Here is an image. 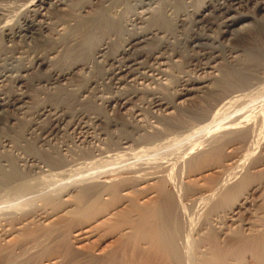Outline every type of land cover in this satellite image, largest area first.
Listing matches in <instances>:
<instances>
[{
  "label": "bare ground",
  "instance_id": "1",
  "mask_svg": "<svg viewBox=\"0 0 264 264\" xmlns=\"http://www.w3.org/2000/svg\"><path fill=\"white\" fill-rule=\"evenodd\" d=\"M21 1H24L19 4L23 9L19 12L16 5V10L19 13L15 11L14 17L12 15L11 17L10 14L14 12L15 7L11 8L13 10L11 13L5 6H0V39L2 41L3 38L8 41H13L15 38L29 39L46 47L34 54L25 65L17 66L19 72L16 73L13 70L14 75L1 74L0 76L5 77L4 80L10 78L8 80L16 81L14 84L20 90L11 91L9 89L5 94L2 93L3 91L0 92V204L3 205L0 207V243L1 246L5 244L2 250L3 248L11 249L7 250L9 251L7 254L3 252L6 254L3 256L8 257L16 250L14 253L16 257H13L16 258L17 264H264V199L261 200L262 204L256 211L257 213L250 212L251 206L257 201L258 197L256 196L263 193L262 197H264V147L260 146L263 151L260 149L262 152L260 153L258 149L259 154L256 156L257 146H255L258 144L257 139L260 140L264 135V124L261 120V117L264 116V107L260 109V112L258 111L254 122H250L249 113L248 115L244 114L238 119L234 118L235 122H232V119L228 126L226 124L227 128H224V125L223 128H212L213 130L209 133L198 137L196 143L188 146L189 150L186 146L187 149L184 148L186 151H176L177 153L167 157L161 156L160 158L158 156L159 159L155 157L158 159L156 161L151 160V157L150 162L146 157L144 163L138 161V165L130 164L129 166L131 157L137 154V160H139L143 157L145 149H148L144 147L143 151L140 147L141 152L138 148L140 144L144 143L146 146V144L154 145L155 143V150L159 148L161 142L165 147L167 143L171 146L172 142L175 143V137L185 136L186 132L201 126L200 124H212L219 114V110H222L227 104L243 99V96L260 86L264 87V63L259 60L253 62L242 53L243 44H254L255 41H251L252 38L246 39V41L242 40L243 44L240 46H234L228 42L235 39L236 33L251 30L250 27L243 25L237 31L234 26L248 17L253 19L254 11H264V0H200L199 6L197 5L196 9L191 10V16L188 15L189 10H187L189 0L188 3H185L187 5L185 9L176 14L174 27L170 30L151 23L155 8L159 7V10L164 11V8L160 6L163 0ZM153 1L157 2L156 6L149 9ZM131 3L134 8L136 6L147 7L140 16L130 13L132 15L123 19V31H127L128 34L121 40L120 48L117 51L110 52L111 40L105 39L98 44V48L92 55V61H84V63L74 61L67 68L53 66L55 62L51 55L58 53L59 45H65L67 41L65 37L69 32H66V29L70 25H77L80 35L81 32L88 35L84 41L87 43L91 34H96L98 30H104L108 19H116L113 21L115 23L116 17L119 18L122 10H125V5ZM186 17H191L188 22ZM213 27L216 29L215 31ZM60 30L63 34L59 32ZM111 31L108 29L106 32L110 34ZM255 33L264 35V28H260ZM226 34L232 37L229 36L224 44L221 39L225 38ZM56 35L64 36L65 42H58ZM73 35L75 36V34ZM69 38L71 41L74 39L71 36ZM180 40L182 42H179ZM179 43L182 44L183 51L185 49L190 51H184L188 58L193 57L192 59L198 60L196 63H193L192 60L186 63L192 67L195 73L198 71L207 74L220 73L219 64H228L231 70H234L236 81L227 82L224 90L212 77L199 76V74L192 76L191 74L174 83L171 92L173 98L170 100L159 94L151 93L149 105L153 109L151 110L160 119H163L162 121L158 118L155 122L149 121L141 127H134L138 138H134L136 135L134 137H132L133 135L120 136L117 139L118 142L115 140L117 143L115 148L113 146L110 148L107 145L103 147L104 144L98 141L102 145L92 146L91 150H88V155L85 154L86 156L82 157L78 155L70 162L56 158L48 146L47 148L43 147L46 152L45 158L40 156L36 150L28 152L21 146L14 147L17 144L14 137L7 134V129L14 124L18 114L28 113L27 110L25 111L29 107L25 101L28 98L25 88H28L29 82L35 81L34 83L41 84L40 87L44 86L49 91L57 88L71 90L70 88L74 84L69 80L76 72L75 69L85 74L89 71L91 73L92 69L99 64L108 65V70L105 69L109 75L108 80L116 88L117 93L110 97L92 95L91 99L93 102L95 99L98 100L106 111L107 107H110L114 112L122 105L120 100L125 99L124 102L128 103L135 97L134 93L125 91L126 88L123 86H127V84L128 86L139 85L142 88L146 81L164 83L168 63L173 57L183 53ZM3 45L5 46V44ZM1 47L0 49L4 51L5 49ZM71 47L73 48L72 45ZM220 47H224L225 50H221ZM18 58L19 55L16 59L18 60ZM17 62L19 63V61ZM214 62L216 63L213 64ZM42 65L49 67L46 72L37 74L36 77L27 76L29 70L35 69L36 72H39ZM207 69H211V72H207ZM94 80L88 79L90 83ZM88 87L87 85L83 86L82 89L75 92L73 100L82 101L85 99L87 101L88 99L85 97L92 90ZM99 91L101 92V90ZM202 96L207 97L211 102L199 109L186 105L190 99ZM244 99L246 100V98ZM136 110L137 108L132 113L135 116L134 120L140 121V115L135 113ZM181 111L185 112V115L179 114ZM84 112H86L85 109L76 108L74 110L72 108V112H69L68 107L59 102L57 104L43 102V106L35 112L37 116L35 119L40 122L33 121L26 133L29 136H34L35 145L39 144L37 147L47 145L48 141L57 140L63 129H69L76 123L75 115H78L77 118L81 115L85 117ZM98 115L93 116L92 121L90 119L96 126L103 122ZM111 115L109 114V116ZM30 118L33 117L30 116ZM117 123L112 119H108L106 122L107 126L114 127ZM82 124L76 125L78 133L83 135L86 141H90L92 135L88 129L91 126ZM204 126V124L201 126L202 130ZM35 130H38V133H34ZM142 130L144 133L140 134L139 131ZM46 131L48 134L44 135ZM234 132L235 135H233ZM62 135L64 136L63 133ZM231 135L242 138L240 154L234 153L235 143L230 139ZM158 141L161 142L158 144ZM238 142L241 143L240 140ZM70 143L72 142L70 141ZM203 144H207L208 148L204 149ZM109 145L111 144L109 143ZM60 147L59 144L57 152ZM194 148L196 150L199 148V150L191 154ZM224 150L226 151L224 152ZM72 153L74 154V152ZM145 153L144 155H147ZM150 153L148 149V154ZM222 153L226 154V158L223 159ZM138 154H140L139 157ZM204 155L210 156V159L213 156V160L216 159V156H222V159L208 168L198 171L195 169L194 172L189 171L190 166L200 164ZM188 156L190 158L187 159ZM209 158L205 159L209 160ZM118 160L124 162L128 160V166L103 167L106 164L102 163L108 162H115L113 166H118V163L116 165ZM124 162L123 164L127 165V162ZM88 164L93 166L89 165L91 167L89 170H93V172L85 170ZM185 168L188 173L184 174ZM176 171L181 175L184 174L183 176L187 174V180L192 179L191 181L197 183L196 188L189 192L187 198L186 195L184 197L187 200L186 203L189 200L191 203L185 204L183 197L178 198L176 194L177 198L172 196L174 194L171 191L174 187L177 188L174 186L176 180L173 178ZM208 171L217 172V176L215 175V179H211L210 184L205 185L203 178ZM77 174L81 176V179L77 180L78 182L74 177ZM27 178L31 179L30 181L38 180L39 183L32 184ZM72 178H75V181L71 180ZM172 178L175 181H172ZM49 180H54L57 183L61 180L60 187L54 185L56 182L53 184L59 191L53 187L52 189L48 188L51 187L48 185ZM185 186L187 187V184ZM188 188L189 186L183 190L186 191ZM56 190L58 192L54 194ZM177 190L174 189V191ZM174 191L172 192L174 193ZM75 213L81 214L82 218L74 217ZM245 213L250 214V219L247 218L249 221L241 223L243 228L232 226L237 217ZM6 217L14 219V223L10 227H7ZM36 222L41 223V226L42 224L48 226V231H54L52 239L49 238V235V241H47L49 243H51L50 240L53 241L54 245L52 246L51 243V248L48 247L49 250L48 248L40 250L38 255L35 254L37 258L33 256V252L39 245L35 246L34 243L40 242L41 238L33 239L34 229L35 233L38 230L34 228ZM45 228H40V230ZM43 233H45L44 230ZM41 240H46V238L43 237ZM43 243L42 247H44ZM46 247L47 245H45ZM13 249L14 251H12ZM47 254L49 256L45 257ZM5 257L3 259L0 257V260L4 261ZM11 261L14 262V260L8 259L3 263L9 264Z\"/></svg>",
  "mask_w": 264,
  "mask_h": 264
},
{
  "label": "rangeland",
  "instance_id": "2",
  "mask_svg": "<svg viewBox=\"0 0 264 264\" xmlns=\"http://www.w3.org/2000/svg\"><path fill=\"white\" fill-rule=\"evenodd\" d=\"M21 2H24V1H21V0H0V6L2 5V6H5L6 8H8L9 9V11L12 13L13 12V10H14V12L12 13V14H10V16L12 15L13 17L15 16V11L17 12V10L20 12V11H22V9H23V7L21 8V6L19 5V4H21ZM163 3H162V5H160V6H162L163 8H164V11H161V10H159V7H157V8H155V14H154V17L152 18V20H151V23L152 24H157V25H159L160 27H162L163 29H165V30H170L171 28H173L174 27V20H175V18H176V14L177 13H180V12H182L184 9H185V7L187 6L185 3H188L189 2V0H163L162 1ZM156 3L157 2H155V1H153V3L151 2V5L149 6V9H151V8H153L154 7V5L156 6ZM200 3V0H190V2L188 3V7H187V10H189V12H188V15H190L191 16V13H192V11L191 10H194V9H196L199 5ZM132 4L133 3H131V4H126L125 5V10H122V13H121V15H119L120 17L118 18V17H116L117 18V21L114 23L113 21L114 20H116V19H108L106 22H108V23H106V25H105V27H104V30H98L97 31V33L96 34H91L90 35V37H88V40H87V43H85L84 41H86L85 39H86V37L88 36H86V34L85 33H83V32H81V35H80V32L78 31L79 29V27L77 26V25H74V26H72V25H70V26H72V27H70L69 26V28L68 29H66V32L67 31H69L68 33H67V35H66V40L69 42H67L66 41V43H65V45H59V51H58V53H56V54H52L51 55V57H52V60H53V62H55L54 63V67H60V68H67V67H70V64H72V62H74V61H80V62H82V63H84V61H87V62H90V61H92L91 60V58H92V55H93V53L96 51V49L98 48V44L101 42V40H107V39H109V40H111V47H110V52H115V51H117L119 48H120V42H121V40L122 39H124V38H126V36H127V31H123V19L125 18L126 19V17L127 16H129V15H132V14H134V15H137V14H139L138 16H140V14H143L144 13V9L147 7V6H143V7H133L132 6ZM18 7H17V6ZM192 5H193V7H192ZM198 5V6H197ZM158 6H159V4H158ZM15 7V8H14ZM16 7H17V10H16ZM13 10H12V9ZM19 8H21L20 10H19ZM12 10V11H11ZM135 11V12H134ZM19 12H17V13H19ZM137 12V13H136ZM143 12V13H142ZM130 13H132V14H130ZM136 13V14H135ZM14 14V15H13ZM254 14H255V17H253V19L251 18V17H248L247 19H244V20H242V21H239L235 26H234V28L238 31V29H239V27H241V26H243V25H245L246 27H250V29L251 30H249V31H244V33L243 32H239V33H236V35H235V39H231V40H229L228 42L229 43H232V45H234V46H240V45H242L243 44V42H242V40L243 41H246V39L247 40H250L251 38V41H255L254 42V44H243L242 45V47H243V50H242V53L246 56V58L247 59H249V60H251V61H255V60H259L260 62H262V63H264V35H262V34H259V33H255L256 31H259V29L261 28H264V11H259V10H257V11H254ZM11 16V17H12ZM10 17V18H11ZM187 18V17H186ZM190 18L191 17H188L187 18V22L190 20ZM187 22H186V24H187ZM103 25V24H102ZM108 29H111L112 31L110 32V34H108L106 31L108 30ZM71 30V31H70ZM213 30L215 31L216 29H214V27H213ZM256 30V31H255ZM74 31V32H73ZM59 32H61L62 33V30H60ZM79 33V34H78ZM83 33V34H82ZM212 33V32H211ZM63 34V33H62ZM73 34H75V36L73 35ZM85 34V35H84ZM213 34V33H212ZM57 36V38H58V42H61L62 41V43H63V41L65 40V38H64V36H60V35H56ZM69 36H71V37H74V39H72V41H71V38H69ZM81 36V37H80ZM229 36L230 37H232L231 35H228L227 36V34L225 35V38L223 37L222 39H221V41H223L224 42V44H226L225 42L229 39ZM181 38L183 37L182 35L180 36ZM69 38V39H68ZM4 40L2 41L1 39V44H0V47L2 46L5 50L7 49V51L5 52V50L4 51H2V49H0V71H2V72H0V76H1V74H4V75H14L15 74V72L17 73V71L19 72V67H17V66H22L23 64L25 65L26 63H28L27 61H29L30 59H31V57H33L34 56V54H36L39 50H41L43 47H46V46H44V45H39L38 43H36V42H34V41H32V40H29V39H20V38H15V39H13V41H8V40H6L5 38H3ZM77 39V40H76ZM76 40V41H75ZM6 41V42H5ZM33 42V43H32ZM65 42V41H64ZM179 42H182L181 40L179 41ZM61 43V44H62ZM73 43V44H72ZM76 43V44H75ZM78 43V44H77ZM3 44H5V46L3 45ZM24 44V45H23ZM10 45V46H9ZM37 45V46H36ZM53 45V44H52ZM52 45H47V46H52ZM71 45L73 46V48L71 47ZM79 47H78V46ZM84 45V46H83ZM179 45H180V50H181V52L183 51V48H182V44H180L179 43ZM178 45V46H179ZM215 45H217V43H215ZM64 46V47H63ZM68 46V47H67ZM1 47V48H2ZM10 47V48H9ZM39 47V48H38ZM20 48V49H19ZM38 48V49H37ZM61 48V49H60ZM63 48V49H62ZM76 48V49H75ZM221 48V50H225V48L224 47H220ZM17 50V51H16ZM20 50V51H19ZM223 50V51H224ZM14 51V52H13ZM35 51V52H34ZM65 51V52H64ZM185 52H190V51H188V49H185L184 50ZM183 51V53L180 55V56H175V57H173L172 58V60H170V62L168 63V65H167V69L165 70V73H166V76H165V78H166V80L164 81V83H158V82H151V81H146L143 85H142V88H141V86H139V85H129L128 86V84H127V86H123L124 88H126L125 89V91H127V92H131V94H133L134 93V95H135V97L130 101V102H128V103H126V102H124V100L125 99H122V100H120V102H122V105L117 109V110H115L114 112L110 109V107H107V111L100 105L101 103L100 102H98V100H94V102L92 101V95H95L96 97H110L111 95H114V94H116L117 92V90H116V88H114L112 85H111V83H110V81L108 80V78H109V75L107 74V71L106 70H108V65H101V64H99L98 66H95L92 70L93 71H91V73H89V72H85V74L82 72V71H77L76 69L74 70V71H76L72 76H71V79L69 80L70 81V83H72V84H74V85H72L71 86V90H66V89H63L62 90V88H57V89H52L51 91H49V90H47L46 88H44V86H42V87H40L41 86V84H39V85H37L36 83H34L33 81H31V82H29V84H28V88H25L26 89V91H27V94H28V98H26L25 99V101H27V105H29V107H27L26 109H25V111L26 112H28V113H23V114H25V115H23V114H18L17 115V117L18 118H16L15 119V122H13L14 124H12V126L11 127H8V129H7V134H10L12 137H14V140H15V143L17 144L16 146H14V147H17V146H21V148H23V150H25V151H28V152H30V151H37L38 153H39V155L40 156H42L43 158H45L46 157V155H45V151H44V149H43V147L45 148H47V146L50 148L49 150L50 151H52L53 152V155H56L55 157L56 158H58V159H61V160H64V161H67V162H70V161H73V159L75 158V157H78V155H80V157H82V156H86V155H88V153H89V151L88 150H91V148H92V146H94V145H102V144H104V145H102L103 147L104 146H109L110 148H115L116 147V142H115V140L117 141V139H119V137L120 136H123V135H126V136H129V135H133L132 137H134L135 135V139L136 138H138V136H137V134L134 132L135 131V128H137V127H141V126H143V125H145L147 122H151V121H153V122H155V121H157V119L159 118V120L160 121H162L163 119H160V117H158V115H156L152 110V108L150 107V105H149V99L152 97V95H151V93H156V94H159V95H161V96H163L165 99H167V100H170V99H172L173 98V96H172V88H173V85H174V83H177L180 79H184L185 77H187V76H190L191 74H192V76H196V75H198L199 74V76H207V77H212L213 79H215L216 80V83L217 84H219V85H221L222 87H223V89L225 90V84H227V82L228 83H232V81H236L235 79H234V70H231V67L228 65H220L219 64V71H220V73H217V72H213L212 74H207V73H204V72H202V71H198V73H195L194 72V70L192 69V67L191 66H188L186 63H188L187 61H190V60H192V62L193 63H196V62H198V60L197 59H192V58H188V56H186V54H184L185 52ZM2 52V53H1ZM253 52V53H252ZM4 53V54H3ZM12 53V54H11ZM14 53H16V54H14ZM252 53V54H251ZM11 54V55H10ZM13 54H14V56H13ZM247 54V55H246ZM18 55H19V58H18V60L16 59L17 57H18ZM12 56V57H11ZM6 58V59H5ZM7 58H10L9 60L7 59ZM13 58H14V60H13ZM20 59V60H19ZM6 60H8V61H6ZM19 61V63L17 62V61ZM12 61V62H11ZM2 62H4V63H2ZM11 62V63H10ZM14 63V64H13ZM22 63V64H21ZM216 62H214L213 64H215ZM7 64V65H6ZM14 65H16V66H14ZM12 66V67H11ZM14 66V67H13ZM16 67V68H15ZM79 67V66H78ZM77 67V68H78ZM8 68H9V70H8ZM11 68V69H10ZM14 68V69H13ZM48 66L47 65H42V67L39 69V72H36V70L34 69V70H29L28 71V73H27V76H32V77H36L37 76V74L39 75V74H41L42 72H46V70H48ZM107 68V69H106ZM2 69V70H1ZM106 69V70H105ZM230 69V70H229ZM15 72H14V71ZM10 71H12V72H10ZM207 72H211V69H207L206 70ZM5 72V73H4ZM9 72V73H8ZM22 74H25V73H23L22 72ZM214 74H216V75H214ZM108 75V76H107ZM3 77V76H2ZM0 77V92H2V93H6V91L8 92L9 91V89H11V91L12 90H14V91H20L18 88H16V81H14L13 82V80H8V79H10V78H8V79H6V80H4V78L5 77ZM88 79H92V80H94V82H92V83H90L89 81H88ZM104 80V81H103ZM88 81V82H87ZM102 81V82H101ZM13 82V83H12ZM98 82V83H97ZM15 83V84H14ZM147 83V84H146ZM235 83H237V82H235ZM18 84H22V83H18ZM33 84V85H32ZM87 85V87H88V89H92L91 90V92L88 94V96L90 97V99H89V97L87 96V97H85L86 99H88L87 101L85 100V99H83L82 101H74L73 100V98L75 97V92H78V90L79 89H82L83 88V86H86ZM89 84V85H88ZM110 85V86H109ZM39 86V87H38ZM143 86H145V87H143ZM37 87V88H36ZM109 87H111V88H109ZM12 88H14V89H12ZM78 88V89H77ZM113 88V89H112ZM135 88V89H134ZM264 87L263 86H260L259 88H256L255 90H253L251 93H248V94H246L245 96H243L242 98L243 99H238V100H236V102H232V103H230V104H227L225 107H227V108H225V107H223V109H225V110H223L222 108V110H219V114L215 117V120H213L211 123L212 124H207V123H203L205 126H204V129H207V127H209V129H207V130H202V128L203 127H201L203 124H200L201 126H198L197 128H195V129H193V130H190V131H188V132H186L184 135L185 136H180V137H184V138H180V137H175L174 139H175V143L174 142H172L173 144L170 146V144H166V142H164L165 144H166V147L164 146V145H162L163 144V142H161V141H158V144H159V148L157 147L158 146V144H157V142H156V147L158 148V149H156L155 150V148H154V146H155V143H154V145H150V144H146V146L144 145V143H143V145H141L140 144V146L138 147L139 148V150H143V149H145V148H148L149 149V153L150 154H148V149H145L146 151H144L143 152V157L142 158H139V160H137V154L135 155V156H133V157H131V163H129V166H130V164H136V165H138L139 164V162L138 161H140V162H143V161H145L146 160V157H147V159H148V161L150 162L151 160H153V161H156V159L158 158V156L161 158V156H171L172 154L174 155L175 153H177V152H181L182 150H185L184 148H186V146H187V148H188V150L190 149L189 147V145H192L193 143H196V140H198V137L200 138L203 134H206L207 132L209 133L210 131H212L214 128H216V129H218V128H227V126H228V123L233 119V121L232 122H235V119L234 118H240L242 115H244V114H247L248 115V113L250 114L249 116H251V118H250V122H254L256 119H255V116H256V114H258V111L260 112V109L262 108V107H264V94L262 95V93H264V89H263ZM6 89V90H5ZM45 89V90H44ZM74 89V90H73ZM263 89V90H262ZM44 90V91H43ZM99 90H101V92L99 91ZM129 90V91H128ZM140 90H142V91H140ZM74 91V92H73ZM93 91V92H92ZM99 91V92H98ZM112 91V92H111ZM115 91V92H114ZM157 91V92H156ZM108 92H109V94H108ZM114 92V93H113ZM136 92V93H135ZM149 92V93H148ZM59 93V94H58ZM93 93V94H92ZM95 93V94H94ZM101 93H102V95H101ZM255 93V94H254ZM4 94H1L2 96L4 95ZM98 94V95H97ZM155 94V95H156ZM253 94V95H252ZM250 95H251V97H250ZM249 96V97H248ZM150 97V98H149ZM148 98V99H147ZM244 98H246V100L244 99ZM85 100V101H84ZM246 102H245V101ZM252 100V101H251ZM92 101V102H91ZM256 101V102H255ZM43 102H47V103H51V104H57L58 102L60 103V104H62V105H65L66 107H68V111L69 112H72V108H73V110H74V108H76V109H82V110H84L85 109V111L86 112H84V114H86V118L85 117H83V115H81L79 118H77V116L78 115H75V119H76V123L72 126V127H69V129L67 128V129H63L62 131H61V134H59L58 135V138H57V140H51V141H48L47 142V145H44V146H40V147H37L36 145H35V139H34V136H32V135H27V133H26V131H27V129L29 128V126H30V124L33 122V121H39L40 122V120H36L35 118L37 117L36 116V111L38 110V109H40L42 106H43ZM73 102V103H72ZM211 102V100L210 99H208L207 97H204V96H202V97H199V98H193V99H190V101H188V103L186 104L188 107H191V108H194V109H199V107H201V106H206L208 103H210ZM99 103V104H98ZM115 103V102H114ZM114 103H112V105H114ZM252 103V104H251ZM73 104H74V106H73ZM76 104V105H75ZM42 105V106H41ZM69 105V106H68ZM71 105V106H70ZM96 105V106H95ZM31 106V107H30ZM252 106V107H251ZM260 106V107H259ZM38 107V108H37ZM71 110H70V109ZM137 108V110H136V112L135 113H138L139 115H140V121H137L136 119L134 120V117L135 116H133V111H134V109H136ZM29 109V110H28ZM152 109V110H151ZM34 110V111H33ZM111 110V111H110ZM239 110V111H238ZM31 111V113L29 114V112ZM33 111V112H32ZM256 111V112H255ZM88 112V113H87ZM221 112V113H220ZM153 113V114H152ZM179 113V112H178ZM183 113V115H185V112H182L181 111V113H179V114H182ZM27 114V115H26ZM35 114V115H34ZM99 114V115H98ZM109 114L111 115V116H109ZM95 115H98V116H100L101 117V119L103 120V122H101L100 123V125H98V126H96V125H94V123L92 124V117L93 116H95ZM153 115H154V117H153ZM263 115H264V112H263ZM30 116L31 117H33V118H30ZM36 116V117H35ZM89 117V118H88ZM264 116H262L261 117V120H262V122H263V124H264V119H262ZM29 118V119H28ZM67 118V117H66ZM155 118V119H154ZM41 119V118H40ZM68 120L70 119L69 118V116H68V118H67ZM82 119V120H81ZM86 119H87V121H86ZM90 119H91V121H90ZM108 119L110 120V119H112V120H115V121H117L118 123L115 125V127L114 126H110V125H108L107 126V124H106V122L108 121ZM153 119V120H152ZM228 119H230V120H228ZM255 119V120H254ZM28 120V121H27ZM252 120V121H251ZM254 120V121H253ZM29 121H31V122H29ZM90 121V122H89ZM104 121H106V122H104ZM209 121V120H208ZM228 121V122H227ZM81 122V123H80ZM84 122H86V123H84ZM16 123V124H15ZM83 123V124H82ZM78 124H82V125H87L88 126V124H89V126H91V127H89V129H88V131L90 132V134L92 135V139L90 140V141H86L85 140V137L83 136V135H81L80 133H78V129L76 128V125H78ZM91 124V125H90ZM106 124V125H105ZM219 124V125H218ZM226 124H227V126H226ZM105 125V126H104ZM208 125V126H207ZM218 125V126H217ZM224 125V126H223ZM133 128H132V127ZM214 126H217V127H214ZM223 126V127H222ZM97 127V128H96ZM107 127V128H106ZM135 127V128H134ZM199 127H201V128H199ZM103 128V129H102ZM199 128V129H198ZM213 128V129H212ZM96 129V130H95ZM200 130V131H197V130ZM105 130V131H104ZM195 130V131H194ZM236 130V129H235ZM92 131V132H91ZM95 131V132H94ZM100 131V132H99ZM102 131V132H101ZM110 132V133H108V132ZM71 132V133H70ZM192 134H194V135H192ZM196 134H195V133ZM200 132V133H199ZM34 133H38V130L36 131L35 130V132ZM62 133L64 134V136L62 135ZM68 133V134H67ZM107 133V134H106ZM139 133L140 134H143L144 133V130H142V131H139ZM48 134V131H46L45 132V134L44 135H47ZM67 134V135H66ZM74 134V135H73ZM94 134V135H93ZM117 134V135H116ZM233 135H235V132H234V134ZM233 135H231L232 136V138H230L231 140H232V142H234L235 144H234V147H235V150H234V153L236 152V154H240L241 153V150H242V144H243V142H242V138H238V137H233ZM112 138H111V137ZM230 136V137H231ZM99 137H100V139H99ZM104 137V138H103ZM116 137V138H115ZM118 137V138H117ZM63 138V139H62ZM65 138V139H64ZM95 138V139H94ZM103 138V139H102ZM241 141V143L240 142H238L239 140ZM262 138V139H261ZM260 138V140L259 139H257V143L258 144H255V146H257L256 147V156H257V154H259V152L260 153H262L261 151H263L262 150V148L264 147V135L262 136ZM98 139V140H97ZM109 139V140H108ZM65 140H66V142H65ZM103 140V141H102ZM235 140V141H234ZM70 141L72 142V143H70ZM91 141H92V143H91ZM98 141H100V142H98ZM106 141V142H105ZM108 141V142H107ZM110 141V142H109ZM119 141V140H118ZM117 141V142H118ZM260 141V142H259ZM263 141V142H262ZM68 142V143H67ZM95 142H96V144H95ZM98 142V143H97ZM104 142V143H103ZM112 142V143H111ZM178 142V143H177ZM90 143V144H89ZM109 143L111 144V145H109ZM169 143H171V142H169ZM191 143V144H190ZM259 143H260V145H259ZM49 144V145H48ZM60 144V149H59V151L57 152V146ZM72 144V145H71ZM85 144V145H84ZM115 144V145H114ZM175 144V145H174ZM65 145V146H64ZM168 145V146H167ZM182 147H181V146ZM262 145V146H261ZM52 146V147H51ZM71 146H72V148H71ZM88 146V147H87ZM91 146V147H90ZM113 146V147H112ZM143 146V147H142ZM149 146H151V147H149ZM164 146V147H163ZM189 146V147H188ZM207 146V147H206ZM260 146L262 147V148H260ZM42 147V148H41ZM63 147H65V148H63ZM140 147H141V149H140ZM145 147V148H144ZM162 147V148H161ZM204 149H207L208 148V145L207 144H203V146H202ZM224 147V146H223ZM223 147H222V149H223ZM225 147H226V145H225ZM62 148V149H61ZM90 148V149H89ZM150 148H152V149H150ZM154 148V149H153ZM169 148V149H168ZM186 148V149H187ZM202 148V149H203ZM195 149V151H193ZM194 149H192V151H191V154H194L195 152H197L198 150H199V148H197L198 150H196V148H194ZM201 149V150H202ZM203 149V150H204ZM221 149V150H222ZM259 149V150H258ZM260 149H261V151H260ZM73 150V151H72ZM84 150V151H83ZM142 150H141V152H142ZM151 150V151H150ZM181 150V151H180ZM259 152H258V151ZM67 151H69V152H67ZM177 151V152H176ZM186 151V150H185ZM223 151V150H222ZM226 150H224V152H225ZM51 152V153H52ZM72 152H74V154L72 153ZM78 152V153H77ZM82 152V154H80ZM87 152V153H86ZM141 152H138V153H141ZM145 152H147V153H145ZM6 153H9V152H6ZM56 153V154H55ZM77 153V154H76ZM144 153L145 154H147V155H144ZM153 153V154H152ZM75 154H76V156H75ZM86 154V155H85ZM142 154V153H141ZM166 154V155H165ZM169 154V155H168ZM171 154V155H170ZM223 155V159L224 158H226V154L225 153H222ZM225 154V155H224ZM139 155L140 154H138V157H139ZM142 156V155H141ZM222 156H216L215 158L217 159H215V160H213L214 159V157L212 158L211 157V159L209 158L210 156H208L207 157V155H204L203 156V160H201L199 163L201 164H199L198 166H194L193 165V167L192 166H190L191 168H190V170L189 171H191V172H194L195 171V169L198 171L199 169L201 170L202 168H208V167H210V166H212V165H215V163H217V162H219L221 159H222ZM225 156V157H224ZM145 157V158H144ZM152 157V158H151ZM155 157H157V158H155V160H154V158ZM133 158V159H132ZM144 158V159H143ZM150 158H151V160H150ZM188 158H190L189 156L187 157V159ZM205 158H209V160H207V159H205ZM252 158V157H251ZM250 158V159H251ZM89 159V158H88ZM87 159V160H88ZM159 159V158H158ZM157 159V160H158ZM202 159V158H201ZM90 160V159H89ZM117 160V159H116ZM132 160H133V163H132ZM135 160V161H134ZM142 160V161H141ZM115 161V160H114ZM152 161V162H153ZM187 161V160H186ZM123 160H118V161H116V165H118V166H113V164H115V162H108V163H102V164H106V165H104L103 167H105V168H116V167H119V166H122V167H127L128 166V160H126L125 162H127V165L126 164H123ZM124 162V163H125ZM118 163V164H117ZM144 163V162H143ZM203 163V164H202ZM125 165V166H123V165ZM90 164H88L87 165V167L85 168V170L87 169V171L89 170V169H91V167H93V166H89ZM196 165V164H195ZM133 166V165H132ZM186 169L187 168H185V170H184V174H185V172H186ZM94 171H96V169H94ZM175 171V170H174ZM88 172H93V170H89ZM176 175H175V177H173V178H175V180L172 178V181H175V185L174 186H177V188L176 187H174L173 188V190L172 191H174V189L175 190H177L178 189V187H180L177 191H174V193L171 191V193L172 194H174V195H172V196H175V198H182L183 199V201H184V203L185 204H188V203H191V201L189 200V202H185V201H187L186 199H184V197H185V195H186V198H187V195H189L190 193L189 192H192V190L193 189H195L196 188V184L197 183H195L196 181H191L192 179H188L187 180V178H186V175L185 176H183V175H181V174H179V172H174ZM173 173V174H174ZM186 173H188V171L186 172ZM85 174V173H84ZM214 174V175H213ZM217 176V172H212V171H208L207 173H206V175H205V177L203 178V183L205 184V185H208V184H210V182L213 180V179H215V177ZM179 176V177H178ZM183 178H182V177ZM75 178H76V181L77 180H80L81 179V176H79V174H77L76 176H74ZM181 177V178H180ZM185 177V178H184ZM74 178V179H75ZM56 179V178H55ZM73 178L71 179V180H73V181H75ZM187 181H186V180ZM212 179V180H211ZM27 180L30 182V183H39L38 182V180L36 181L35 179L33 180L32 179V181H30L31 179H28L27 178ZM71 180H68V181H71ZM182 180V182L180 183V181ZM190 180V182H188ZM73 181H71V182H73ZM186 181V182H185ZM49 182L50 183H52V184H48L49 186H51V187H48V188H50V189H52V187L53 188H56L57 189V185H59V182H61V180H59L58 181V183L56 182V181H54V180H49ZM54 182H56L55 184H54ZM78 182V181H77ZM178 182V183H177ZM208 182V183H207ZM177 183V184H176ZM180 183V184H179ZM191 185H190V184ZM202 183V182H201ZM53 184L54 185H56V186H53ZM187 184V187L189 186V188L186 190V191H184L185 190V188H187L185 185ZM62 184H60L58 187H60ZM178 185H180V186H178ZM183 187H182V186ZM42 186V185H41ZM185 187V188H184ZM198 188V187H197ZM45 189H47V188H45ZM61 189V188H60ZM184 189V190H183ZM58 191H59V189H57ZM56 190V193L54 192V194H57V191ZM183 191V192H182ZM184 192H185V194H184ZM183 193V194H182ZM188 193V194H187ZM177 195V197H176V195ZM181 196H179V195ZM183 195V196H182ZM260 196V197H259ZM263 196V193H261V194H258L256 197H258L257 198V201H255V203L251 206V208H252V210H251V208H250V212L252 213V211L254 212V214L255 213H257L256 211H258V209H259V207H260V204H262V201L261 200H263L264 199V197H262ZM36 203H38L39 201H35ZM2 204H0V207H2L1 206ZM36 205V204H35ZM255 208V209H254ZM79 215V217H78V215ZM244 215H245V217H244ZM74 217H76L77 219H80V218H82V215L81 214H79V213H75V215H74ZM242 217H243V219H242ZM250 217V214H248V213H245V214H241V215H239V217H237V219L234 221V223L232 224V226H236V227H238V228H243V224H241V223H245L246 221H249L248 219H250L249 218ZM238 218H240V219H238ZM248 218V219H247ZM247 219V220H246ZM243 220V221H242ZM5 221L7 222L6 224L8 225H6L7 227H10L13 223H14V219H13V217H6V219H5ZM12 221V222H11ZM238 221V222H237ZM39 224V225H38ZM41 223H39V222H36L35 223V225L36 226H34V228H36V229H38L37 230V233H35L36 232V230L34 229V228H31V229H34V238L33 239H35L36 237H39V238H46V240H41L40 239V242H35L34 243V245L36 246V245H39V246H36V250H34V257H36L35 256V254L36 255H38L39 254V252H41L40 250H44V249H47L48 247H50L51 248V246H50V244L53 246L54 245V242L53 241H51L50 240V242L51 243H49V242H47V241H49V238L50 239H52L51 237H53V233H54V231L52 232L51 230L50 231H48L49 229V227L47 226H44L43 224H42V226L40 225ZM235 224V225H234ZM240 226H239V225ZM242 225V226H241ZM31 227H33V226H31ZM46 227V228H45ZM40 228H45V229H43L44 230V232L45 233H43V230L41 229L40 230ZM47 229V230H46ZM68 229V228H67ZM39 230H40V232H39ZM49 233L50 232V234H48L47 232ZM65 231H67L66 229H65ZM51 232H52V234H51ZM64 232V231H63ZM68 232V231H67ZM37 234V235H36ZM41 236H40V235ZM47 234V235H46ZM44 235V236H43ZM49 235H50V237H49ZM19 236V235H18ZM43 236V237H42ZM20 237V236H19ZM49 237V238H48ZM15 239V238H14ZM18 239V238H17ZM30 239V238H29ZM32 239V240H33ZM56 240V239H55ZM34 241V240H33ZM42 241H44L45 243H47V244H45V243H43ZM13 242H15L14 240H13ZM40 243V244H39ZM42 243H43V245H44V247H42L41 245H42ZM92 244H94V243H92ZM2 245H3V243H2ZM5 245V244H4ZM3 245V246H4ZM45 245H47V247L45 248ZM49 245V246H48ZM3 246H1V243H0V249L2 250V247ZM39 247H40V249H39ZM38 248V249H37ZM50 248H48V250L50 249ZM14 249H16V248H14ZM14 249L12 250V251H14ZM0 250V251H1ZM3 250H5V251H3ZM3 250H2V253H1V255H0V257H2V259L6 256V254L9 252V251H7V250H11V249H6V248H3ZM3 252H5V253H3ZM13 253V254H12ZM11 253V255H9L8 257H5V259H4V261L3 260H0V263H3V262H5V260L7 261L8 259H10V260H14V262L16 261V258H14V257H16L15 255H14V253H16V250L14 251V252H12ZM5 254V256H3ZM14 256V257H13ZM47 256H49L48 254L45 256V257H47ZM9 257H11V258H9ZM14 258V259H13ZM37 258V257H36ZM42 258H44V257H42ZM37 260V259H36ZM1 261H3V262H1ZM38 261V260H37ZM13 261H11V263L13 264L14 263ZM11 263H9V264H11ZM38 263V262H37ZM3 264H7V263H3ZM15 264H17V261H16V263Z\"/></svg>",
  "mask_w": 264,
  "mask_h": 264
}]
</instances>
